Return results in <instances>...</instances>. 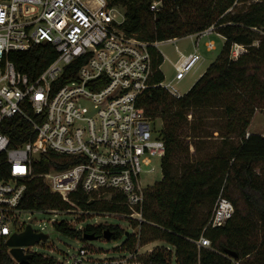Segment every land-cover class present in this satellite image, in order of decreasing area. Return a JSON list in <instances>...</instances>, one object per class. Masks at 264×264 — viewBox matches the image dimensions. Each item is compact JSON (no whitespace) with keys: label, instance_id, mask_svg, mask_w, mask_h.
Returning a JSON list of instances; mask_svg holds the SVG:
<instances>
[{"label":"built area","instance_id":"obj_1","mask_svg":"<svg viewBox=\"0 0 264 264\" xmlns=\"http://www.w3.org/2000/svg\"><path fill=\"white\" fill-rule=\"evenodd\" d=\"M163 1L153 2L150 11H159ZM123 22L124 12L109 7L106 0H0V238L4 244L12 235L24 232L26 225L19 222L22 214L76 213L20 208L26 182L36 177L34 164L45 155L65 157L70 163L63 170L37 176L51 194L70 206H74L70 199L77 192L106 201L121 195L129 210L125 218L142 222L149 188L143 186L141 174L152 159L162 161L165 145L139 102L156 87L173 98L183 96L164 80L152 83V50L159 52L164 43L191 38V53L183 54L175 47L178 60L173 64V81L179 82L201 61L199 42L214 29L147 42L126 34ZM46 45L55 58L35 78L16 71L10 53ZM204 48L215 50L212 41ZM235 48L237 57L243 48ZM65 72L72 79L61 82ZM15 119L27 125V130L16 131L19 143L6 133L14 128ZM233 214L232 203L221 191L205 229L224 226ZM79 215L90 213L79 211ZM195 244L210 247L203 236ZM30 248H24V253L33 254ZM78 255L73 263L83 264L84 250Z\"/></svg>","mask_w":264,"mask_h":264},{"label":"trees","instance_id":"obj_2","mask_svg":"<svg viewBox=\"0 0 264 264\" xmlns=\"http://www.w3.org/2000/svg\"><path fill=\"white\" fill-rule=\"evenodd\" d=\"M156 1L159 0H106L109 7L124 9L122 29L126 34L147 42H161L213 27L214 33L224 40L222 50L182 97H168L156 87L145 92L139 102L150 119L153 113H160L165 122L159 132L165 155L161 182L146 192L142 222L133 221L138 234L129 235L118 226L103 224L75 229L60 222L53 229L76 241L84 237L101 240L105 232L108 241L126 237L120 249L134 256L140 247L162 244L137 264H264V137L249 134L246 138L249 120L238 114L242 104L264 111V1L247 4V0H164L159 11L151 12L150 5ZM235 46L243 48L237 57L233 55ZM54 58L55 53L47 45L9 55L16 71L31 79ZM152 59V83L160 84L164 80L159 70L163 58L152 50ZM66 72L61 82L72 79ZM215 101L222 103L227 130L220 136L219 147L200 159H182L179 170L173 169L175 154L183 153L179 131L185 116L193 109L216 108ZM12 122L14 128L6 133L19 143L16 131L27 130V125L20 119ZM234 140L238 143L234 144ZM185 152L189 155L188 147ZM193 154H197L196 148ZM69 165L65 157L41 156L34 164L36 177L26 182L20 208L44 212L78 209L94 216L129 215L121 195L106 201L77 192L71 196L74 206H70L51 194L37 177ZM221 191L234 207L233 217L222 227L205 229L208 220H199L200 213L212 210ZM202 236L209 240V248L196 246ZM227 252L237 257L231 258ZM0 264H14L1 238ZM28 264H55V260L33 253Z\"/></svg>","mask_w":264,"mask_h":264},{"label":"rangeland","instance_id":"obj_3","mask_svg":"<svg viewBox=\"0 0 264 264\" xmlns=\"http://www.w3.org/2000/svg\"><path fill=\"white\" fill-rule=\"evenodd\" d=\"M264 0H247V4L255 3ZM240 7V4L238 5ZM120 11L124 12L121 6H116ZM120 20V19H119ZM212 41L215 47L214 51H206L204 44ZM224 40L221 36L213 33L208 38H203L199 42V49L197 52L202 57V60L179 82L173 81L174 70L173 64L178 60L177 51L188 54L193 51V43L191 38L186 37L178 40L174 44L164 43L158 47V51L163 56V62L160 65V72L163 75L165 84H172L174 90L178 95L186 94L193 84L197 81L199 74L205 70L220 54ZM177 48V51L175 50ZM235 48V47H234ZM236 49V48H235ZM233 50V54L234 51ZM204 59V60H203ZM167 94V93H166ZM168 97H171L167 94ZM216 108L193 109L185 117V121L181 123V143L183 153L175 154L172 160L173 169H178V163L182 159H200L209 152H214L221 143L220 136L226 134V120L224 118V111L221 109L222 103L215 101ZM252 111V113H250ZM243 119L249 120V126L246 130L247 133L258 134L264 137V111L251 110L247 105L242 104L240 112L238 113ZM152 124L156 131L160 132L165 126V122L161 118L160 113H153L151 116ZM199 136L202 139L194 138ZM238 140H234V144ZM188 147V154L185 150ZM197 149V154H193L194 149ZM192 157V158H191ZM148 167H144V172L141 174V182L144 187L150 188L148 192L153 190L155 185L159 184L162 180L161 160L154 158ZM153 169V171H152ZM75 210V209H74ZM70 215H61L45 213V214H30L25 213L19 217V222L30 225L33 232H41L47 236L45 242H41L31 247L33 253H38L43 258H52L55 264H74L73 258L79 257L78 251L83 249L85 255L82 257L83 264H137L138 261L144 259L151 250L162 246L156 242L137 249V255H131L121 250L122 244L125 242L126 237L120 241H106L101 240H84L76 241L66 238L53 229L55 223L66 222L69 226L75 229H83L88 225H113L118 226L126 231L129 235H137L138 227H133V221L126 219L123 216H85L80 218L79 210ZM211 210L205 209L201 211L199 220L207 222ZM81 221V222H80ZM149 250V251H148Z\"/></svg>","mask_w":264,"mask_h":264},{"label":"water","instance_id":"obj_4","mask_svg":"<svg viewBox=\"0 0 264 264\" xmlns=\"http://www.w3.org/2000/svg\"><path fill=\"white\" fill-rule=\"evenodd\" d=\"M92 237H84V240H92ZM104 239L109 240L108 233L105 232ZM47 236L43 234H36L32 231L30 225H27L24 232L20 234H14L6 240V247L9 249V255L18 264H28L31 259V254H25L24 248L33 247L36 244L45 242ZM231 258H236V254L227 252Z\"/></svg>","mask_w":264,"mask_h":264},{"label":"crops","instance_id":"obj_5","mask_svg":"<svg viewBox=\"0 0 264 264\" xmlns=\"http://www.w3.org/2000/svg\"><path fill=\"white\" fill-rule=\"evenodd\" d=\"M201 60H202V59H201ZM203 60H204V59H203ZM206 69H207V68H206ZM206 69H205V70H206ZM205 70H203V71L199 74L197 80L199 79V77H201V75L204 73ZM250 134H252V133L250 132ZM253 134H255V133H253ZM153 250H154V249H153ZM153 250H151V251H153ZM148 251H149V250H148ZM151 251H150V252H151Z\"/></svg>","mask_w":264,"mask_h":264}]
</instances>
